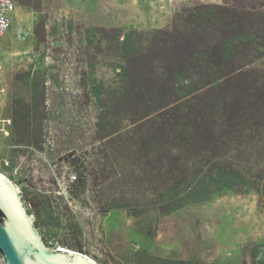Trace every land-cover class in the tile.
<instances>
[{
  "label": "rangeland",
  "instance_id": "obj_1",
  "mask_svg": "<svg viewBox=\"0 0 264 264\" xmlns=\"http://www.w3.org/2000/svg\"><path fill=\"white\" fill-rule=\"evenodd\" d=\"M21 1L0 53V173L24 189L50 246L96 264H264L256 194L223 190L159 211L167 182L156 180L152 119L128 116L121 100L126 41L138 49L157 32L193 28L188 10L241 13L264 0ZM215 35L207 28L194 41L209 46ZM135 67L132 84L153 86L151 68ZM234 89L200 101L221 105Z\"/></svg>",
  "mask_w": 264,
  "mask_h": 264
},
{
  "label": "trees",
  "instance_id": "obj_2",
  "mask_svg": "<svg viewBox=\"0 0 264 264\" xmlns=\"http://www.w3.org/2000/svg\"><path fill=\"white\" fill-rule=\"evenodd\" d=\"M183 18L193 28L157 32L138 49L124 44L121 100L128 116L152 119L156 180L167 182L158 209L167 214L223 190L254 193L264 205V5L241 13L229 5L204 6ZM207 28L215 40L200 47L194 37ZM136 64L151 68L153 86L132 84ZM229 85L237 88L229 101L201 103L205 90ZM145 95L148 103L140 105Z\"/></svg>",
  "mask_w": 264,
  "mask_h": 264
},
{
  "label": "water",
  "instance_id": "obj_3",
  "mask_svg": "<svg viewBox=\"0 0 264 264\" xmlns=\"http://www.w3.org/2000/svg\"><path fill=\"white\" fill-rule=\"evenodd\" d=\"M0 264H96L69 249H50L27 211L20 188L0 173Z\"/></svg>",
  "mask_w": 264,
  "mask_h": 264
},
{
  "label": "built area",
  "instance_id": "obj_4",
  "mask_svg": "<svg viewBox=\"0 0 264 264\" xmlns=\"http://www.w3.org/2000/svg\"><path fill=\"white\" fill-rule=\"evenodd\" d=\"M18 8L17 0H0V53L3 40L12 26L13 18ZM0 66V94L5 92ZM10 123V121H9ZM76 179V176L73 177ZM57 249H64L57 247Z\"/></svg>",
  "mask_w": 264,
  "mask_h": 264
},
{
  "label": "flooded vegetation",
  "instance_id": "obj_5",
  "mask_svg": "<svg viewBox=\"0 0 264 264\" xmlns=\"http://www.w3.org/2000/svg\"><path fill=\"white\" fill-rule=\"evenodd\" d=\"M15 184H16V183H15ZM16 185H17V184H16ZM17 186H18V185H17ZM18 187H19V186H18ZM19 188H20V187H19ZM20 190H21V196H22L23 202L25 203V205H26V207H27V211L29 212V214L33 216V218H34V222H35V226H36L38 232L41 234L44 244H45L48 248H50V249H57L58 246L52 247V246H50V244L46 241L45 236L42 234L41 230H40L39 227L37 226L36 218H35L34 213H33V211H32V205H31V204H32V201H31V200L29 199V197L25 194L24 189H21V188H20ZM59 247H61V246H59Z\"/></svg>",
  "mask_w": 264,
  "mask_h": 264
}]
</instances>
